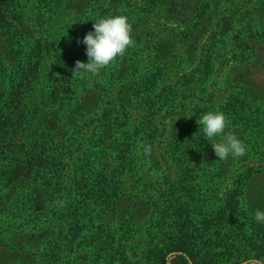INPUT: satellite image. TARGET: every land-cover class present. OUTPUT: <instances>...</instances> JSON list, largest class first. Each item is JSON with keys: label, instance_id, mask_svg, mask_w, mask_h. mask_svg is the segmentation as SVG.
<instances>
[{"label": "rangeland", "instance_id": "374dc122", "mask_svg": "<svg viewBox=\"0 0 264 264\" xmlns=\"http://www.w3.org/2000/svg\"><path fill=\"white\" fill-rule=\"evenodd\" d=\"M27 4V16L32 20L40 12L46 20L45 33L57 38L41 57L42 85L55 82L54 64L64 58L76 81V100L83 106L76 112L81 117L76 125H66V118L65 125L55 128L58 141L50 149L57 155L55 168L70 177L81 163V151L90 149L91 155L105 143L108 154L104 152L101 158L110 163L117 186L136 195L129 198L126 190L110 233H116V239L129 243L132 249L144 246L146 228L153 235L158 233L155 208L164 199L160 190L166 192L169 186L160 176L169 175V182L184 179L164 158L176 142L175 136L185 133L186 144L200 151L197 157L203 168L219 165V177L212 185L215 190L219 188L215 192L218 197L238 183L244 185L238 222L243 218L252 243L263 246L264 223L255 221L254 212L264 209V0H30ZM113 14L128 18L131 45L98 75L75 72L77 60H88L86 45L79 41L92 30L94 19ZM5 68L10 70V63ZM71 107L64 106L67 112L73 110ZM208 111L225 114V131L235 132L245 142V155L219 159L211 142L199 131L198 120ZM126 163L130 172L120 177L119 164ZM149 167L152 169L148 171ZM38 200L36 209L49 203L43 205V199ZM52 202L56 206L61 201ZM131 202L136 204L132 203L133 208ZM103 212L94 213L93 222L102 231L112 219ZM129 213L134 219L126 218L125 229L122 218ZM39 216L33 226L37 233L44 227ZM238 222L230 224L231 228ZM31 229L17 231L25 238ZM5 236L9 233L0 231V264H13L10 250L14 248L2 240ZM81 239L88 247L92 241L102 242L90 232ZM93 257L79 250L74 260L56 258L54 264H100ZM38 259V264H45L44 257L38 255ZM137 262L143 260L136 257L124 264ZM231 262L227 264L236 261ZM238 264L264 262L248 259Z\"/></svg>", "mask_w": 264, "mask_h": 264}, {"label": "trees", "instance_id": "16d2710c", "mask_svg": "<svg viewBox=\"0 0 264 264\" xmlns=\"http://www.w3.org/2000/svg\"><path fill=\"white\" fill-rule=\"evenodd\" d=\"M29 2L0 0V231L9 233L2 240L14 248L10 250L13 264H38V255L44 257L45 264H54L56 258L74 260L79 250L93 255L100 264H124L136 257L143 262L135 264H238L248 259L263 263L264 245L253 244L248 237L250 228L247 234L243 218L238 222L244 185L238 183L218 197L215 192L219 188L215 190L212 185L219 177V165L203 168L197 157L200 151L186 144L185 133L175 136L177 140L164 158L184 179L169 182V175L160 176L169 186L166 192L160 190L164 199L155 208L158 233L153 235L146 228L147 240L140 250L129 248V243H122L116 233H110L127 189L117 186L114 170L102 159L104 152L108 154L105 143L91 155L90 149L81 151V163L70 177L55 168L57 155L50 151L58 141L54 138L55 128L65 125L66 118V125H76L81 120L76 112L83 106L76 100V81L64 58L54 64L55 82L48 87L42 85L41 57L57 38L45 33L46 20L40 12L32 20L27 16ZM7 62L10 70L5 68ZM64 106H72L73 110L67 112ZM119 167L120 177L128 176L129 164ZM128 194L129 198L136 196L133 191ZM199 196L203 198L196 200ZM39 198L48 205L36 209ZM52 200L61 202L55 206ZM132 203L136 205L131 202L130 207ZM100 211H104V217L112 216L104 231L93 223L94 213ZM130 213L122 218L125 229L130 218L134 219ZM37 214L44 225L41 233L33 228ZM236 222L237 226L231 228ZM24 227L32 228L25 238L21 234ZM85 232L99 236L102 242L92 241L88 247L81 239Z\"/></svg>", "mask_w": 264, "mask_h": 264}, {"label": "clouds", "instance_id": "9594fccd", "mask_svg": "<svg viewBox=\"0 0 264 264\" xmlns=\"http://www.w3.org/2000/svg\"><path fill=\"white\" fill-rule=\"evenodd\" d=\"M92 30L87 32L81 43L86 45L87 62L76 61V71L85 74L98 75L114 59L123 55L132 43L131 24L122 14L106 15L94 19ZM198 123L202 136L211 142L215 154L219 159L240 157L245 155V142L232 131H225L226 116L222 111H208L203 114ZM215 140V142H213ZM254 219L257 223H264V209H256Z\"/></svg>", "mask_w": 264, "mask_h": 264}]
</instances>
